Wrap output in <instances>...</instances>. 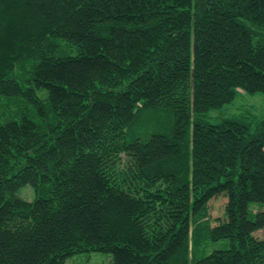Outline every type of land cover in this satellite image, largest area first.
Here are the masks:
<instances>
[{
    "label": "trees",
    "instance_id": "1",
    "mask_svg": "<svg viewBox=\"0 0 264 264\" xmlns=\"http://www.w3.org/2000/svg\"><path fill=\"white\" fill-rule=\"evenodd\" d=\"M239 89L264 0H0V264H264V118H206Z\"/></svg>",
    "mask_w": 264,
    "mask_h": 264
},
{
    "label": "rangeland",
    "instance_id": "2",
    "mask_svg": "<svg viewBox=\"0 0 264 264\" xmlns=\"http://www.w3.org/2000/svg\"><path fill=\"white\" fill-rule=\"evenodd\" d=\"M236 115L250 116L254 119L264 118V93H250L239 89L237 90L233 101L225 103L220 108H213V110H210L206 114V118L214 123L225 117ZM225 201L226 198L224 196H218L209 201L208 205L210 207L211 218H217L223 213V205ZM255 235L262 238L264 236V229L256 231ZM222 246L223 244H215V247L220 248ZM110 259L111 256L102 252H90L88 256L84 254L79 255L78 258L69 260L67 264H110Z\"/></svg>",
    "mask_w": 264,
    "mask_h": 264
}]
</instances>
